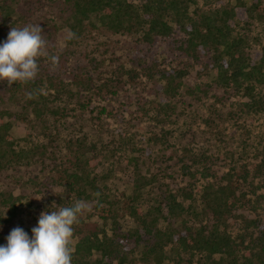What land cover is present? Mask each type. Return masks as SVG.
Returning a JSON list of instances; mask_svg holds the SVG:
<instances>
[{
    "label": "trees",
    "instance_id": "16d2710c",
    "mask_svg": "<svg viewBox=\"0 0 264 264\" xmlns=\"http://www.w3.org/2000/svg\"><path fill=\"white\" fill-rule=\"evenodd\" d=\"M235 1L0 0V44L11 27L41 20L47 52L59 57L55 69L41 57L35 81L3 83L0 171L23 158L44 165L48 151L47 144L17 151L6 117L30 132L40 130L53 154L58 142L72 147L67 196L55 205L95 200L94 211L104 220L82 230L80 216L72 264H264V130L245 138L253 128L242 121L264 113V42L258 38L256 48L250 40L264 21V0ZM69 32L75 37L68 39ZM172 41L173 48L161 49ZM199 63L211 68L222 92L214 93L212 103L208 86L185 85ZM126 87L133 94L125 106L135 107L136 117L124 118L114 105H122ZM33 91L36 98L27 99ZM230 92L247 97L238 113H228L239 123L233 139H245L216 155L210 131L179 129L192 109L210 105L204 121L212 128ZM8 102L18 103L20 112L7 108ZM106 116L120 123L108 142ZM225 130H217V137L223 139ZM185 138L202 139L204 147L193 148ZM114 157L131 169L130 194L115 196L101 184L111 171L98 173V165L103 159L112 164ZM154 164L158 172L151 170ZM220 168L227 170L220 174ZM170 177L176 184L166 182ZM17 201L0 193V245L15 228L8 225ZM52 205L48 211L55 210Z\"/></svg>",
    "mask_w": 264,
    "mask_h": 264
},
{
    "label": "rangeland",
    "instance_id": "374dc122",
    "mask_svg": "<svg viewBox=\"0 0 264 264\" xmlns=\"http://www.w3.org/2000/svg\"><path fill=\"white\" fill-rule=\"evenodd\" d=\"M229 1L230 3L234 4L235 0H225ZM251 1V0H246ZM39 25L41 23V20L37 22ZM264 21L262 23H258L255 27L253 32L250 35L251 43L254 47H258V38H261L262 42H264ZM63 37L58 39L59 43L61 45L63 44ZM132 45L136 46V48H139L137 44ZM161 49L164 51L169 50L170 48H173L175 43L172 41L171 43H161ZM145 52V51H144ZM204 64L208 61L206 59H203ZM192 62V61H191ZM214 72L211 71V68L204 69L202 68V63L196 64L192 74L190 75L189 79H187L185 85L195 87L199 86L200 84L205 87L210 88V95L208 96V103H212L213 95L214 93H222L220 90H216L215 82L213 81ZM5 81H0V91L2 89V85ZM212 83V85H211ZM133 94V91L130 90L128 87L124 88L121 92L120 101L122 102V105L119 106V103H115L116 108L118 107L119 110L117 112H123L124 118H127L129 115H133V117H136V108L133 106H129L126 109V104L129 103V100L127 101L126 97H129ZM226 98L228 97L227 101H225V106L220 107V120H215L214 124L212 125V128H209L207 126V123L204 121V118L209 117V107L207 106H197V112L193 111V109L190 111L189 115L184 117L185 122L181 124V127L179 130L185 132H193V131H202L206 130L210 131L214 136L213 143L215 146L214 154L218 155L223 152H226V150H229L233 147H237L238 144H242V141L249 136L255 135L257 131L264 130V113L258 115L254 119L252 118H243L242 121L245 120V125L252 126L253 132L251 133H244L243 135L245 138H239L237 140L233 139V134H238V126L239 123L237 121H234L233 118L229 117V112H236L240 110L242 107V104L247 101V97H243L241 94H234L232 92L226 93ZM5 95V94H3ZM151 98V97H150ZM150 98H146V100H150ZM207 99V98H206ZM188 100L190 98L188 97ZM127 101V102H126ZM97 105H102L103 102L96 101ZM6 107V105H5ZM7 108H9L13 112H20V107L18 103H7ZM6 122H12V128L10 130V134L12 135L14 141H15V149L17 151H29L35 146L38 145H44L47 144V155L45 156V163L44 165H41L38 160L33 161L32 159L23 158L19 160L18 162H13L12 164H9L5 169L0 171V193L3 194H13L18 200L16 202L18 208L15 213L13 224L8 225L9 227H20L25 232L26 230H32L33 227L37 226L38 224V217L40 214L44 211H48L50 208V205L53 203H58V199L60 197L67 196L66 189H65V181H64V175L65 172L71 171L74 169L73 167V151L72 147H67L66 145H63L64 143L58 142L59 150H55V154L51 153L53 152L54 148L50 147L48 145V138L44 136L42 133H40V130L37 132H30L29 128L26 124L18 121H12L9 118H5ZM241 121V120H240ZM120 126V123L114 118L110 116L105 117L104 121V127L105 130L103 132L104 141L108 142L112 138L113 132L115 133V130H117ZM191 126V127H190ZM254 126V127H253ZM226 127V130H225ZM249 128V127H248ZM225 130L226 135L221 139V135H219V138L217 137V130ZM251 131V130H250ZM183 136V135H181ZM189 136V135H188ZM195 139H189L185 138L183 141L184 143L191 142V146L193 148H198L200 146L204 147V142L201 140L194 141ZM223 140V142H222ZM114 144V143H113ZM115 145V144H114ZM241 146V145H240ZM226 147V148H225ZM112 148V146H111ZM226 149V150H225ZM112 162L109 163L106 161V159H103L101 163L98 165V169L96 172H100L101 174L106 173L107 171H111L109 173L108 177H106V181L101 182L107 183V186H109V189L113 191V195L120 196L123 192L126 194H130V185H129V177L131 175V169L130 167L126 166V163H123V160L120 158H110ZM118 162V163H117ZM144 171H146V166L143 167ZM151 170L153 172H158L159 167L157 165H152ZM227 168H220L219 173L222 174L224 171H226ZM113 172V173H112ZM173 179L167 178L166 182H171L172 184H176L172 181ZM64 182V183H63ZM64 185H63V184ZM62 184L63 186H61ZM55 193V194H54ZM38 198H41L38 200ZM94 203L96 201L90 202V211H86L81 215V218L85 220V222L79 226H81L82 230H87V228H95L100 226L101 224H104V220L100 219V213L99 211H94ZM1 210V208H0ZM5 217H8V210L5 209L4 213ZM128 219L122 218V222H126ZM131 225V224H129ZM27 231V232H28ZM75 231V230H74ZM31 235V234H30ZM29 235V236H30ZM76 242L75 239H73V244ZM7 241L2 243L1 245H6Z\"/></svg>",
    "mask_w": 264,
    "mask_h": 264
},
{
    "label": "clouds",
    "instance_id": "9594fccd",
    "mask_svg": "<svg viewBox=\"0 0 264 264\" xmlns=\"http://www.w3.org/2000/svg\"><path fill=\"white\" fill-rule=\"evenodd\" d=\"M74 37L75 33H68V39ZM47 46L38 23L11 27L6 41L0 44V81L6 80L9 87L35 81L41 57H47L53 69L58 67L59 57L49 55ZM36 95V91L29 92L27 99H35ZM95 195L99 197L100 193ZM51 207L55 210L40 214L31 237L20 227L11 230L6 245H0V264H72L74 225L91 210L90 204L77 199L71 206L53 203Z\"/></svg>",
    "mask_w": 264,
    "mask_h": 264
}]
</instances>
